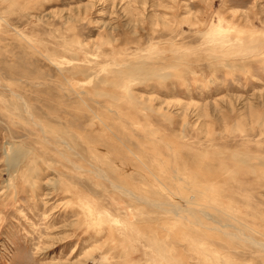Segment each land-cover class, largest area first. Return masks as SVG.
<instances>
[{
	"label": "rangeland",
	"instance_id": "1",
	"mask_svg": "<svg viewBox=\"0 0 264 264\" xmlns=\"http://www.w3.org/2000/svg\"><path fill=\"white\" fill-rule=\"evenodd\" d=\"M0 264H264V0H0Z\"/></svg>",
	"mask_w": 264,
	"mask_h": 264
}]
</instances>
